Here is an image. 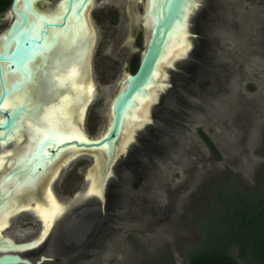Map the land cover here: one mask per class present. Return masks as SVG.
<instances>
[{"label":"rangeland","instance_id":"1","mask_svg":"<svg viewBox=\"0 0 264 264\" xmlns=\"http://www.w3.org/2000/svg\"><path fill=\"white\" fill-rule=\"evenodd\" d=\"M119 2L122 18L116 15L112 20L110 11L107 19L93 21L98 38L91 78L98 96L89 103L82 123L93 138L103 131L118 84L131 74L134 52L143 56L131 17L133 9L140 16L145 4L133 0L131 10L129 0ZM201 5L191 23L193 30L201 15L197 47L191 45L189 55L177 60L182 69L167 72L169 88L156 95L153 104L158 106H149L148 121L142 126L140 120L135 122L140 124L130 127L135 137L120 147V151L128 148L116 166L124 163L128 177L109 181L105 193L106 197L111 193V211L106 210V198L101 207L84 206L69 225L63 252L44 264H189V253L204 240V223L209 224L204 216L217 203L215 190L230 186V194H248L264 186V0H202ZM206 6L208 20H203ZM9 23H0V28ZM142 30L140 41L146 46L149 32L147 36ZM123 44L130 49L125 60L115 55V48ZM158 107L160 117L154 122L152 111ZM91 166V159L82 156L58 173L53 185L61 194L60 202L84 194L89 187L84 175ZM30 223L21 230L22 238L37 234L39 223Z\"/></svg>","mask_w":264,"mask_h":264},{"label":"water","instance_id":"2","mask_svg":"<svg viewBox=\"0 0 264 264\" xmlns=\"http://www.w3.org/2000/svg\"><path fill=\"white\" fill-rule=\"evenodd\" d=\"M93 2L94 0H62L56 10L46 11L38 5L39 0H14L12 11L16 18L2 37L3 45L0 50V145H9L19 131L24 129L20 122L26 115H32L36 125L37 132L28 130L32 141L39 139L26 157L18 162V166L2 181L0 193L2 187L11 183H15L17 189L29 184L34 185L37 178L53 165L60 154L73 148L74 144L77 148L98 150L101 155L104 154L106 173L99 176L94 185L102 189L101 194L106 198L107 174L112 165L118 162L122 152H125L120 151V147L130 138L129 131L133 138L134 129H127L125 123H130L128 117L132 118L133 110L138 108L137 98L145 99L149 94L148 87L161 88L162 82L166 81L167 72L170 73L169 68H177V57L172 61L173 66L161 63L164 62L167 50L173 51V47L169 45L178 31L185 33L188 26V36L192 41L189 24L192 23L193 13L201 5L199 0H148L146 12L138 17V22H145L149 32L147 46L138 71L126 76L124 86L113 101L111 126L107 134L98 141H91L88 137L81 143L74 139L58 144L64 134H54V129L44 123L39 115L43 107L59 105V102L69 95V89L66 90L62 82L57 83L58 86L55 84L53 74L69 67H78L84 69L82 76L91 77L92 56L97 41L96 29L92 28L89 17ZM192 44L195 45L194 42ZM45 67L48 71L44 70ZM159 69L161 77L157 80ZM39 71L44 73L43 81L41 76L37 81L34 80ZM84 81L85 78H82L81 82ZM29 83L34 87L29 91L37 95L34 101L32 97L24 94V89ZM16 93L22 94V101L6 107L5 104L9 103ZM19 97L20 95L15 99ZM29 105L32 107L29 108ZM46 109L44 108V111ZM77 110L80 111V108ZM147 110L145 108L142 111V116L149 117ZM75 113L79 117L78 112ZM77 125L81 129L80 133L85 135L83 127ZM97 196L103 201L101 195ZM77 199L78 202L74 200L67 206L72 210L67 218L75 215L77 209L95 206V201L90 199V196H79ZM100 203L96 205L101 207ZM35 244L36 242L14 245L3 241L0 249H30ZM48 261L50 262L47 258H42L35 262L11 254L0 257V264H43Z\"/></svg>","mask_w":264,"mask_h":264},{"label":"flooded vegetation","instance_id":"3","mask_svg":"<svg viewBox=\"0 0 264 264\" xmlns=\"http://www.w3.org/2000/svg\"><path fill=\"white\" fill-rule=\"evenodd\" d=\"M61 1L62 0H58L56 3H54L53 0H39L38 5L43 10H46V11L56 10V8L58 7V5ZM101 1L102 0H94L93 4L90 7V11H89L90 23H91L92 28H95V29H96V27H95L93 21L98 20L99 18L100 19H107V17L110 15V11L114 12L113 16L111 18L112 20L114 18H116L117 16H118V18H120V17L122 18V15H121L122 4L119 2V0H103V1H107L105 6H100ZM199 1L202 4V0H199ZM129 2H130L129 6L134 4L133 0H129ZM142 2H143V4H145V8H144V11L141 15H143L146 12L148 0H142ZM13 3H14V0H0V23L10 21V23L6 29L2 30L0 28V50H1L2 45H3L2 37L5 35L8 28L10 27L11 23L16 18L15 15L13 14V11H12ZM99 3H100V5H98ZM49 4H54V7L49 8ZM208 4H209V1H208ZM98 6H100L99 9H97ZM131 7L132 8H130V9L132 10L134 8V5ZM201 7H202V5H200V8ZM105 8H107V10ZM206 9H208V6H206L205 10L202 11L203 20H205V19L208 20L206 13H205ZM126 12H127V10H126ZM132 12H133V16L131 18H134V21H135L134 24L132 25V31L134 34V39L136 41V39L139 38L137 46H138V48H142L143 53H144L147 44L145 46L144 40L140 41L139 32H140V30L143 29L142 30L143 33H146V35H147L148 31H147V28L145 27V22H143V21L138 22L139 21V19H138L139 15H136L134 13V9L132 10ZM93 15H95V16H93ZM208 15H209V13H208ZM92 16L94 18H92ZM200 16L196 19V22H195L196 24L192 25L193 30L191 29V24H189L190 34H191V37L193 38L192 42L195 43L194 47H197V45H198L196 43V39L197 38L200 39V33H201V29L199 26ZM136 23H138L139 25H137ZM95 32H96L97 38H98L97 30H95ZM202 43H203V41L200 43V46ZM95 46H96V44H95ZM119 48H120L119 46H117L115 48V55L117 53L118 56L122 60H125V58L128 57V53L130 52V49H129L128 45L122 46L121 49H119ZM204 48L201 47V51ZM122 51H124V52H122ZM136 56H140V55H137L136 52H134V55L131 57V61H130L131 62L130 67H129L130 71L132 69V66H133V63H134ZM142 57H143L142 55H141V57H139L140 58V64L142 61ZM140 64H139V66H140ZM93 68H94V65L92 64L91 71H93ZM182 68L183 67H179V70ZM138 69H139V67H138ZM44 70H46V67ZM169 70H170V73H173L174 71H176L173 68H171ZM46 71H48V70H46ZM53 72H54V70H53ZM135 73H132V71H131V74H135ZM91 74H92V72H91ZM43 75H44L43 71H39L37 73V78H35L34 80L37 81L38 78L41 76V79L43 81L44 80ZM54 78L55 77L53 76V80L55 82L56 78L55 79ZM88 78L90 79V82H91V80H92V82H94L91 77H87V79ZM171 78H172V76L169 77V79H171ZM49 79H48V81H49ZM125 82H126V76L123 79H121V82L118 84V88H117L118 91H117L116 95L114 96V98L112 99L111 103L108 105V109H107L108 114L106 116L107 119H106V122L104 123L103 129H102L103 131H102L101 135L93 138L87 133L85 127L83 128L84 133L91 139V141L101 140L104 137V135L107 134L108 130L110 129L112 104H113V101L116 98V96L120 93ZM167 83L170 84L169 82H167V80H166V82L164 81V83L162 82L163 85H162L161 89L160 88H157V89L153 88V91H157L158 92L157 94L163 93V91H166L167 88H169V86H166ZM56 85L58 86V84H56ZM171 85H173V81H171ZM30 88L34 89L32 83H29L27 85V88L24 89L25 90L24 94L27 97H32V99L34 101L36 99L37 95L35 93L30 92L29 91ZM95 91H96V93L94 94V96L96 97V96H98L97 95L98 89H97L96 84H95ZM64 94H65V92H63L62 96H64ZM18 95H20V97L18 98L17 103L22 101L23 96L21 93H16L15 95H13L11 97V100H15V97ZM58 96H60V95H58ZM174 96L172 94V97H174ZM153 103L151 106L157 105L156 103L155 104H153ZM32 106H33V104H32ZM32 106L29 105V108ZM44 108H48V106L47 107L45 106V107H43V109H41V112L39 115L40 117H42V112H44ZM159 110H160V107H158L156 109V112H155V110L152 111L153 112L152 116H153L154 122H156L157 121L156 119H159V117H160ZM79 112L80 111H78V114H79ZM33 118L34 117L32 115H26V117H24L22 119V121L20 122V124L23 125L24 129L22 131H19V134H17V137L13 141H11L10 144L7 146L2 145V143H1L0 155L5 153V152L7 153L9 150L11 151V154L6 157L4 169L0 170V184L2 183V181H4V179H6L7 175H9V173H11L18 166V162L20 163V161H22V159H24L26 157L27 153L33 148V146L35 145V142L39 139V138H36V140L33 142L32 138H31L32 136H31L30 132L27 130L28 125L30 124L29 122L30 121L35 122L33 120ZM39 120H40V118H39ZM78 124H80V126L83 127L82 121H80ZM142 125H143V123H142ZM142 125H140V126H142ZM130 127H132V125H130ZM130 127L128 126L127 129H130ZM20 138H21V141H20ZM19 141H20V143H19ZM72 149L73 150L76 149V152H71V153H67L70 151L63 152L62 154H60L58 159L53 163L54 166L52 165L53 167L51 166L52 168L50 167L49 171L45 172L44 174L42 173L40 175L41 177L36 180V182L38 183L36 188H33V185H31V187L33 189H31V187H29V186H24L23 189H26V190L24 192L20 193L17 189L18 186H16L15 183H11L10 185L9 184L5 185L4 188L2 187L1 193H0V199L2 198V202L0 203V216H1V214H4V212L10 208V206L13 205L14 207H13V210L10 212V215L8 216V218H9L8 221L5 223V226L0 231V233H1L0 234L1 235L0 236V244H2L3 241H9L10 243H12L14 245H26V244H30L33 242H36V243L39 242V243L37 246L34 245L30 249L9 250V251L0 249V257L4 256V255H10L11 254V255H19L23 259H31L35 262H37V260H42V258H47L48 260H50V262H54L55 259L58 258V256L63 252V248H64L63 245L67 244L66 243L67 238H68L67 235H68V232L71 231V229L69 228V225L72 224L71 221H73V217L75 215L79 214L84 207L80 208L79 210L77 209L75 215L68 216V218L66 216L70 214L69 212L72 211L71 209L64 218H62L61 216H57L56 219L54 220V222L56 220H59V221L57 223H55V226H54L51 234L47 235L46 238L44 240H42L43 234L45 232L43 225H45V224L42 221L38 211L33 209L34 207H36L35 205H37V204H34V201H32V199L36 198L38 200L35 203L45 201V196L48 193V191H49L48 189L50 187H52V191L55 194L59 204L62 205L63 207H66L65 204H67V203H68L67 205L70 206L71 205L70 202L73 203L74 200H77V202H78L79 199H77V198L79 196L84 197L87 194L89 187L85 190L84 194H81L78 197H76V199H74L73 202L70 201V202L66 203V200H63V203H62L59 201V199H60L59 197H61L60 196L61 194H60L59 190L57 191L55 189V186L53 185V184H55V182L57 180V177L59 175L58 173L61 172L64 167H66L67 165H69L70 163H72L74 160H76L79 157L87 156L91 159V163H92L91 170L88 169L86 171V174L84 175V179H85V182L87 183V185L90 184L89 182L92 181L93 179L96 181L99 178V176L106 173V167L104 166V164H105L104 154L101 155L98 150H87V149H83V148H77L74 144H73V148H70V150H72ZM116 164L112 165L110 172L107 174V179H106L107 182H106V187H105L106 192H108V186L110 184L109 183L110 180H114V181L118 180V182H121V181L125 180L123 178L128 177L126 171L123 172L124 170H123L122 165H124V163L121 164L120 166H118V165L116 166ZM115 175H117V179H114ZM12 182H14V181H12ZM15 191H17V192H15ZM110 194L111 193H109V196L106 197V203H107L106 210L111 211L112 206L109 204L113 203L112 202L113 200L112 201L110 200ZM95 197H97V198H95ZM90 199H93L95 201L93 203L94 205L99 204L100 202H101L100 205L103 204V201L98 200L97 195H94L92 198L90 197ZM104 200H105V197H104ZM17 202H18V204H17ZM29 202H31V205H33V207H31V208L28 207V204H30ZM4 206H6V207H4ZM73 206L75 207L76 205L73 204ZM89 207L90 206H88V208ZM10 209L8 211H10ZM85 209H87L86 206H85ZM18 210H20V211H18ZM65 219L66 220L70 219L68 222L69 224L66 222ZM105 219H106V217H105ZM32 220H36L40 225L39 229L37 230V234L35 236H33L34 234H31L28 237L22 238L23 235H21V230L28 227V225L31 224L30 222H32ZM94 241H95V239L94 240L92 239L93 243H94ZM61 246H63V248ZM87 248H88L87 251L92 250V245L90 247H87ZM87 256L90 257V252H88L86 254V257Z\"/></svg>","mask_w":264,"mask_h":264},{"label":"bare ground","instance_id":"4","mask_svg":"<svg viewBox=\"0 0 264 264\" xmlns=\"http://www.w3.org/2000/svg\"><path fill=\"white\" fill-rule=\"evenodd\" d=\"M188 33H189L188 26L185 29V33L180 32V31L177 32V35H175V37L172 39V41H171V43L169 45V47H173V51L170 50V49L167 50L166 56L164 58V62L161 63V65L170 64V66H171V65L174 64V62H172V61H173V59H175V57H177V59L178 58H182V57H184L185 55H187L191 51V48H190L191 47V42H190L191 39L189 38ZM74 70H75V72L77 74L76 75H71L74 72ZM82 74L84 75V69L83 68H78V67H69V68H66V69H64L62 71H59V72L53 74V76L56 78V79L54 78L56 84L62 82V84L64 85L66 90L69 89V95L65 96L59 102V105H52L51 107H48L44 112H42V121L54 129V134L55 133L64 134L63 139L58 144L64 143L66 140L72 141L74 139L79 140V142H84L86 140L85 138H88V136L86 134L83 135V134L80 133L81 129H80V127L77 124L80 121H82V123H83V121L85 119L86 112H87V109H88V105H89V103L92 101V99L94 97L95 87H94V84L90 82V79L89 78L87 79L86 75L82 76ZM160 77H161V72H160V69H159V73L157 72L156 79L159 80ZM82 78H85L84 82H81ZM79 86H82V87L79 88ZM155 89H157V88H155ZM148 91H149V94L146 97L147 99L146 98L143 99V98H140V97L137 98L138 108L136 107L135 110H133L132 118L128 117L130 123H125L126 126L130 127V125L135 124V122H137L138 120H140L141 123H142V121H145V122L147 121L148 116H145V117L142 116V111L145 108H148L147 111H148V114H149V106L152 105V103L154 102V100L156 98V95L158 93L157 91H153V87L152 88L148 87ZM74 98H76L78 100L77 101H73ZM17 101H18V98H16L15 100H10V102L5 104V105H6V107H11L12 105L16 104ZM79 108H80V112L78 114L79 117H77V114L75 112H78L79 110H77V109H79ZM29 123L30 124L28 125V129L27 130H30V131H33V132H37L35 122L30 121ZM137 125L135 124V127ZM138 127H139V125H138ZM130 130H132V128ZM129 134H130V136H129L130 138L127 140L126 143H128L130 139L131 140L133 139L132 136H131V132L130 131H129ZM133 137H135V136H133ZM20 141H21V138H20ZM20 141H19V143H20ZM126 143L122 144L121 146L126 145ZM64 145H66V144H64ZM125 148L127 150L128 147L125 146L123 151H125ZM68 151H70V152H67V153L76 152V149H74V150L72 149V150H68ZM102 152H105V150H102ZM10 154H11V151L9 150L7 153L5 152V153L0 155V170L4 169L6 157L8 155H10ZM49 170H50V168H48L47 171H49ZM47 171H44L43 174L45 172H47ZM40 177L41 176H39L37 179H39ZM95 182L96 181L94 179L89 182L90 183L89 184V189H88L89 193H87L86 195L90 196L91 198L94 195H101L104 198V196L101 194L102 193V189L98 188V186L94 185ZM37 184L38 183L35 181L34 185L33 184H29V185H26V186L31 187V185H33V188H36ZM23 188L24 187L19 188L18 191L20 193L24 192L26 189H23ZM33 188L31 187V189H33ZM48 190L49 191H48V193L45 196V201L35 203L38 200L36 198L32 199V201H34V204H37L36 207H34L33 209L38 211L42 221L45 224V225H43L45 232L43 234L42 240H44L46 238V236L50 234V232H51L52 228L54 227L55 223H57L59 221V220H56L54 222V220L56 219L58 214L59 213L60 214L63 213L64 210H67L68 212L70 211L68 209V207H67L69 205L65 204L66 207H63L62 205L59 204L55 194L52 191V187H50ZM15 192H17V191H15ZM95 198H97V197H95ZM29 203L30 204H28V207H30V208L33 207V205H31V202H29ZM17 204H18V202H17ZM70 204H71V202H70ZM4 207H6V206H4ZM13 207H14L13 205L10 206V208H11V209L9 208L10 211H8L9 210L8 209L5 212L3 211L4 214H1V216H0V231L3 229V227L5 226V223L8 221V219H9L8 216L10 215V212L13 210ZM18 211H20V210H18ZM66 215L67 214L62 215V218H64ZM38 243L39 242H37L35 244V246H37Z\"/></svg>","mask_w":264,"mask_h":264},{"label":"trees","instance_id":"5","mask_svg":"<svg viewBox=\"0 0 264 264\" xmlns=\"http://www.w3.org/2000/svg\"><path fill=\"white\" fill-rule=\"evenodd\" d=\"M135 57L132 73L138 70ZM211 150L215 145L204 134ZM215 190L217 203L204 217L205 235L200 247L189 253V264H264V186L256 192L230 194L231 187ZM222 190V191H220ZM204 222V221H203ZM234 250V254H233Z\"/></svg>","mask_w":264,"mask_h":264},{"label":"snow or ice","instance_id":"6","mask_svg":"<svg viewBox=\"0 0 264 264\" xmlns=\"http://www.w3.org/2000/svg\"><path fill=\"white\" fill-rule=\"evenodd\" d=\"M193 2H195V0H193ZM77 73L75 72V70H74V72L71 74V75H76Z\"/></svg>","mask_w":264,"mask_h":264}]
</instances>
